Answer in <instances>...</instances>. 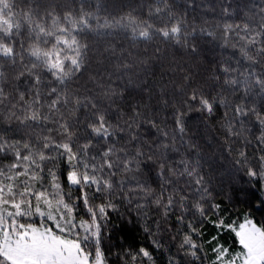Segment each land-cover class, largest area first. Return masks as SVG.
Instances as JSON below:
<instances>
[{
	"label": "snow or ice",
	"instance_id": "obj_1",
	"mask_svg": "<svg viewBox=\"0 0 264 264\" xmlns=\"http://www.w3.org/2000/svg\"><path fill=\"white\" fill-rule=\"evenodd\" d=\"M195 3L0 0V264H264V0Z\"/></svg>",
	"mask_w": 264,
	"mask_h": 264
},
{
	"label": "trees",
	"instance_id": "obj_2",
	"mask_svg": "<svg viewBox=\"0 0 264 264\" xmlns=\"http://www.w3.org/2000/svg\"><path fill=\"white\" fill-rule=\"evenodd\" d=\"M106 11H102L101 15L119 16L124 15L132 10V7L138 6V0H104ZM243 0H196V3L191 6V14L203 16L209 20L232 22L231 19L222 13V9L232 5L235 10L237 4H242ZM235 11L232 17H235ZM239 22V21H237ZM124 35L120 33L117 41L123 42ZM223 51V49H218ZM149 79V78H148ZM257 216H264V210H258Z\"/></svg>",
	"mask_w": 264,
	"mask_h": 264
},
{
	"label": "clouds",
	"instance_id": "obj_3",
	"mask_svg": "<svg viewBox=\"0 0 264 264\" xmlns=\"http://www.w3.org/2000/svg\"><path fill=\"white\" fill-rule=\"evenodd\" d=\"M117 43L118 44H121V41L118 40ZM122 45H123V49L118 48L116 50L115 55L112 56L111 61L106 62V65L105 66H101V68L98 69V71H100V73L102 75L105 74V71L112 72V73L118 75L119 72L115 68V64L117 62H122V64H129V65L133 63V60L126 59L124 56H122L121 55V51L122 50H128V51H131L133 53V56H136L137 49L131 48L130 47V44H129V40H127V39H123ZM160 47H161V49H163L164 45H160ZM140 51H142V52L143 51H147V52L150 53L151 52V49L150 48H145L144 46H141ZM137 59H139V57H137ZM147 66L148 65H146V64L145 65H141L139 63H136L135 64V67L129 68V71L131 73H135V74H137L139 76H144V69ZM148 78H150V74H149V76H146L145 77V80H147ZM186 86H187V80H178L177 81V90H179L180 88H186ZM149 143H151V141H149ZM253 143H255V142L253 141ZM152 159H154V160H160V157L157 156V155H153L152 156ZM163 166L168 167L170 169L169 176L176 177V176L179 175V171L180 170L178 168L172 167V165L170 163L167 164V165H163Z\"/></svg>",
	"mask_w": 264,
	"mask_h": 264
}]
</instances>
